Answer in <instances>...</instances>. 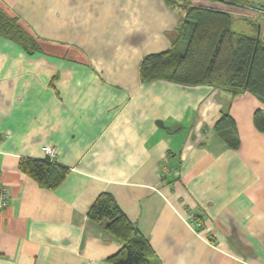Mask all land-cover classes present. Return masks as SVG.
Wrapping results in <instances>:
<instances>
[{"label":"crops","instance_id":"0c3cea01","mask_svg":"<svg viewBox=\"0 0 264 264\" xmlns=\"http://www.w3.org/2000/svg\"><path fill=\"white\" fill-rule=\"evenodd\" d=\"M248 8L226 11L256 18ZM0 9L38 46L0 36V187L9 191L0 264H109L120 242L86 216L102 192L162 264H264V131L253 124L264 103L139 77L145 55L170 47L182 11L164 0H0ZM224 112L236 148L213 129ZM45 145L69 168L54 190L18 167L43 158Z\"/></svg>","mask_w":264,"mask_h":264},{"label":"trees","instance_id":"16d2710c","mask_svg":"<svg viewBox=\"0 0 264 264\" xmlns=\"http://www.w3.org/2000/svg\"><path fill=\"white\" fill-rule=\"evenodd\" d=\"M164 1L169 8L183 14L170 47L142 58L140 80L163 79L189 86L208 84L236 93L248 92L264 103V38L233 30L231 14L226 11L233 6L256 9L254 0H205L220 6L193 4L192 0ZM259 8L264 10L262 6ZM0 36L25 49L38 47L36 40L17 20L1 9ZM253 124L258 131H264L262 110L254 111ZM213 129L229 146L238 147L236 124L229 113H222ZM18 167L48 190L57 188L69 173L68 167L48 157L23 158ZM86 216L88 220L101 224L120 242L119 248L105 258L109 264H162L110 193H100Z\"/></svg>","mask_w":264,"mask_h":264},{"label":"rangeland","instance_id":"374dc122","mask_svg":"<svg viewBox=\"0 0 264 264\" xmlns=\"http://www.w3.org/2000/svg\"><path fill=\"white\" fill-rule=\"evenodd\" d=\"M196 3H198V0H192ZM200 3V1H199ZM256 9L258 10H252L257 17L256 18H251L249 16H235L231 15V28L235 31L248 34V35H255L258 36L259 38H264V10H260L259 6L264 7V0H254L253 4ZM247 8V7H245Z\"/></svg>","mask_w":264,"mask_h":264},{"label":"built area","instance_id":"2783aa9c","mask_svg":"<svg viewBox=\"0 0 264 264\" xmlns=\"http://www.w3.org/2000/svg\"><path fill=\"white\" fill-rule=\"evenodd\" d=\"M43 157H48L49 159H55L56 148L52 145H45L42 147ZM9 204V191L4 187H0V208L6 207ZM191 219L193 216H190Z\"/></svg>","mask_w":264,"mask_h":264}]
</instances>
